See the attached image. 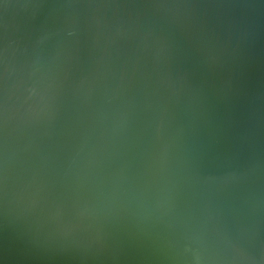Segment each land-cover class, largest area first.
I'll list each match as a JSON object with an SVG mask.
<instances>
[{
  "label": "water",
  "instance_id": "obj_1",
  "mask_svg": "<svg viewBox=\"0 0 264 264\" xmlns=\"http://www.w3.org/2000/svg\"><path fill=\"white\" fill-rule=\"evenodd\" d=\"M0 264H264V0H0Z\"/></svg>",
  "mask_w": 264,
  "mask_h": 264
}]
</instances>
